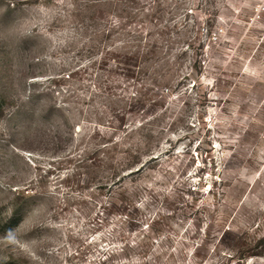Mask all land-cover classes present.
Returning <instances> with one entry per match:
<instances>
[{"label":"rangeland","instance_id":"obj_1","mask_svg":"<svg viewBox=\"0 0 264 264\" xmlns=\"http://www.w3.org/2000/svg\"><path fill=\"white\" fill-rule=\"evenodd\" d=\"M0 264H264V0H0Z\"/></svg>","mask_w":264,"mask_h":264},{"label":"trees","instance_id":"obj_2","mask_svg":"<svg viewBox=\"0 0 264 264\" xmlns=\"http://www.w3.org/2000/svg\"><path fill=\"white\" fill-rule=\"evenodd\" d=\"M126 160H127V162H128L127 164H129V162H130V159H129V158H127ZM139 170H140V169H139Z\"/></svg>","mask_w":264,"mask_h":264}]
</instances>
